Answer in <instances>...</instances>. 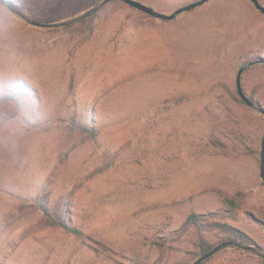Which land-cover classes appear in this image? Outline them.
<instances>
[{"label": "rangeland", "instance_id": "rangeland-1", "mask_svg": "<svg viewBox=\"0 0 264 264\" xmlns=\"http://www.w3.org/2000/svg\"><path fill=\"white\" fill-rule=\"evenodd\" d=\"M138 1L171 14L198 0ZM9 2L20 20L0 36V264H192L199 236L180 234L191 212L264 249V115L233 98L247 66L242 83L264 108V62L249 65L264 59V14L250 0L171 20L118 1L90 27L56 29L31 22L65 23L102 0ZM13 90L23 98H5ZM76 113L95 137L66 125ZM15 116L22 134L5 127ZM40 195L67 201L83 237L43 226ZM202 264L264 258L229 246Z\"/></svg>", "mask_w": 264, "mask_h": 264}, {"label": "trees", "instance_id": "trees-1", "mask_svg": "<svg viewBox=\"0 0 264 264\" xmlns=\"http://www.w3.org/2000/svg\"><path fill=\"white\" fill-rule=\"evenodd\" d=\"M118 1L119 0H111L110 2L106 4H100V5L94 6L88 9L82 15L75 17L65 23L53 24L52 26L46 27V28H55V29L61 28V27L69 28L76 24H85L86 26L90 27L97 19L101 10L108 7L110 4L114 2H118ZM2 3H4L8 7L12 6L9 0H2ZM122 3L127 5L125 2H122ZM242 86H243L244 92L249 96V98L255 103L260 104L254 98L253 94H249L247 92L243 83H242ZM22 95L23 94L21 92H16L15 90L11 92H8V91L5 92V98H10L16 101L23 98ZM233 98L235 102L247 108L249 107L238 95L236 84H235V88L233 92ZM249 110H250V107H249ZM65 121H66V125L70 128L71 131H77L79 133L86 134L91 137H95L96 135L95 130L87 124L88 122L86 119V114H81L79 116L76 113V114H73L72 116L67 117ZM241 198H242L241 193H238V198H228L227 202L234 209H238L240 207ZM31 205L33 209L40 214V222L43 226L51 227V228H59L63 232L69 235H73L76 237H83L84 235L83 231L78 226L73 224L71 220V209L67 201H63V202L57 201L54 204H51L47 200L46 195H40L36 198L34 203H32ZM189 229H193L199 236V239L201 242L199 257L223 241H233L234 244L229 245V246L238 251H241V253H247V254L258 256L261 258L264 255L263 247L258 242H256L254 238L248 235L246 232L226 222L210 220L208 216L206 215L191 212L186 217L180 234L183 235L185 232H188ZM205 230L208 231L209 233H215V237H217V235L219 234V235H223L224 238L221 239L215 245L210 244L208 243V241L206 240L204 236Z\"/></svg>", "mask_w": 264, "mask_h": 264}, {"label": "water", "instance_id": "water-1", "mask_svg": "<svg viewBox=\"0 0 264 264\" xmlns=\"http://www.w3.org/2000/svg\"><path fill=\"white\" fill-rule=\"evenodd\" d=\"M110 1L111 0H102L101 4H106ZM119 1L125 2L130 7L137 9L141 12H144L148 15H151V16H154L157 18H161V19L171 20V19H174L179 13H181L183 11L191 10L193 8H196V7L204 4L208 0H198V1L192 2L188 5H185L183 7L178 8L177 10H175L171 14L161 13L158 10L154 9L152 6L144 4L138 0H119ZM250 1L253 3V5L255 6V8L257 10H259L260 12H262L264 14V5L260 2V0H250ZM0 2H2V0H0ZM31 24L38 26V27H50L53 25L50 23H44V22H38V21H32ZM260 62H264V59H258L256 61L250 62L249 65H253L255 63H260ZM246 67L247 66H242L237 72L235 84H236V89H237L238 95L249 107L258 110L262 115H264V108L260 104L252 101L249 98V96L244 92V89L242 86V75H243V72L245 71ZM259 173H260L261 180L264 184V135H263V138L261 141V163H260ZM233 244H234L233 241H223V242L217 244L216 246H214L212 249H210L209 251H207L203 255H201L200 257H198L192 264H200L204 260L215 255L221 249H223L229 245H233ZM263 257H264V255H263Z\"/></svg>", "mask_w": 264, "mask_h": 264}, {"label": "clouds", "instance_id": "clouds-1", "mask_svg": "<svg viewBox=\"0 0 264 264\" xmlns=\"http://www.w3.org/2000/svg\"><path fill=\"white\" fill-rule=\"evenodd\" d=\"M20 15L3 3H0V36L7 37L19 25ZM11 106L5 107L8 111ZM13 134H22L24 131V124L19 116L13 117L8 124L5 125Z\"/></svg>", "mask_w": 264, "mask_h": 264}, {"label": "flooded vegetation", "instance_id": "flooded-vegetation-1", "mask_svg": "<svg viewBox=\"0 0 264 264\" xmlns=\"http://www.w3.org/2000/svg\"><path fill=\"white\" fill-rule=\"evenodd\" d=\"M263 257V256H262ZM264 258V257H263Z\"/></svg>", "mask_w": 264, "mask_h": 264}]
</instances>
